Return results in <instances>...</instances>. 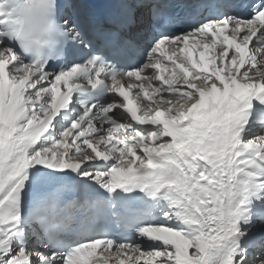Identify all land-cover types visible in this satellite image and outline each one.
<instances>
[{
    "label": "snow or ice",
    "instance_id": "snow-or-ice-1",
    "mask_svg": "<svg viewBox=\"0 0 264 264\" xmlns=\"http://www.w3.org/2000/svg\"><path fill=\"white\" fill-rule=\"evenodd\" d=\"M0 0V264H264V0Z\"/></svg>",
    "mask_w": 264,
    "mask_h": 264
}]
</instances>
